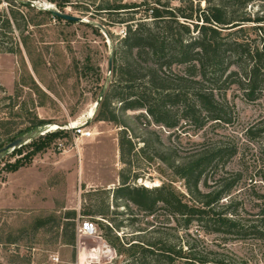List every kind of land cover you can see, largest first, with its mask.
I'll use <instances>...</instances> for the list:
<instances>
[{
    "label": "rangeland",
    "instance_id": "rangeland-1",
    "mask_svg": "<svg viewBox=\"0 0 264 264\" xmlns=\"http://www.w3.org/2000/svg\"><path fill=\"white\" fill-rule=\"evenodd\" d=\"M10 1L0 0V12L7 11L9 4H12L20 14L18 23L21 29L14 26L12 31L6 29L0 34V114H6L9 118L11 134L31 125L37 118L49 123L35 129L37 134L32 136L29 145L21 147L22 155L12 151L2 158L0 189L8 176L14 173L12 167L31 157L29 151L41 142L40 136H50L53 142L45 152L37 153L30 164L24 166L28 168L27 171L11 175L14 185L3 191L5 197L0 199V205L12 204L18 209L0 208V264H125V257L119 255L105 238L99 220L105 224L120 225V230L114 233L126 242L144 237L147 242L162 241L169 245L186 246L188 240L199 238L202 240L199 241L201 248L209 245L225 254L230 253L241 264H264V235L228 239L225 241L227 250H224L221 247L224 240L209 234V229L202 224H194L188 234L184 230V221L173 220L165 207L160 205L153 215L147 216L132 204L128 208L113 196L114 190L121 184V174L129 176L133 184L144 185L148 181L152 183L151 187H156L157 183L166 182L186 193L184 182L173 174L169 164L175 158L187 157L196 150L235 144L238 153L229 159L226 169L242 175L225 204L232 201L242 218H258L264 204L255 197L256 193L264 192L258 165L262 157L260 145L247 142L245 132L251 126L264 122L263 102H248L239 86L228 82L223 86L208 87H221L217 94H226L231 102L233 120L229 125L210 120L199 129L186 119L187 113L179 102L166 106L169 119L178 122L177 128L169 129L154 124L144 110H129L121 114V104L116 100H113V107L126 126L97 121V100L102 90L105 88L106 92L118 79L113 72L114 58H121V40L127 31L126 24L120 21L122 17L118 14L107 16L109 14L99 9L110 2L136 0ZM172 1L178 3L179 0ZM25 2L30 4L31 9L23 5ZM249 9L253 14L262 15L264 0H255ZM52 10L81 17L83 21L69 23L56 19L49 14ZM143 15L142 12L135 16L141 18ZM255 42L262 45L264 33L259 34ZM10 47H14L15 52L4 50ZM111 52L112 70L109 69ZM233 59L230 57L228 60L234 62ZM133 65L140 70L150 66L151 62L147 57H142ZM184 70V65L175 63L170 71H166L171 91L177 90ZM142 74L136 73L138 77H142ZM146 81V77L138 79L134 90L141 92L147 86ZM141 113L145 117L137 119ZM70 125H83L93 132V136L75 137L73 130H66ZM125 129L129 139L132 138L138 146L137 149L143 147L144 140L151 142V148L143 153L135 150L123 158L120 139ZM35 130L26 134L30 135ZM49 130L53 131L47 132ZM65 132L69 136L60 137ZM33 139L35 142L32 143ZM60 141L65 144V152L54 146ZM161 158H165V161ZM137 175L141 177L136 180ZM214 176V173L208 174L209 185L213 184ZM18 185L26 187L20 188L22 192L27 191L29 196L26 199L21 192L17 200L6 196L12 186L15 188ZM34 187H37L39 201ZM202 189L208 190L204 184ZM107 206L110 211L107 219L83 213L84 209L97 214ZM72 210L78 213L76 225L74 229L70 225L65 231L64 216ZM46 218H49L48 225L35 230L37 221ZM87 219L96 222L98 237H81L78 234V225ZM73 232L76 242L74 245L66 244V239ZM9 237L18 238V245L6 244ZM146 264L161 263L148 261Z\"/></svg>",
    "mask_w": 264,
    "mask_h": 264
},
{
    "label": "trees",
    "instance_id": "trees-1",
    "mask_svg": "<svg viewBox=\"0 0 264 264\" xmlns=\"http://www.w3.org/2000/svg\"><path fill=\"white\" fill-rule=\"evenodd\" d=\"M254 2L255 0H179L174 3L172 0H136L110 2L100 8L99 10L105 11L103 13L109 14L107 16L118 14L122 17L120 21L126 24L127 31L121 40V58H114L113 72L118 79L107 88L97 107L95 120L125 127L117 109L113 107V100H116L121 104V114L124 115L129 110H144L154 124L173 129L178 127V122L169 119L166 106L168 103L181 102L187 113L186 119L199 129L210 120L229 125L233 120L231 102L226 94H217L216 91L221 87H208L223 86L228 82L237 84L248 102L262 101L264 104V43L259 45L255 42L259 34L264 33V13L260 15L250 11L249 7ZM23 5L31 9L28 2ZM141 11L144 15L136 18L135 15L142 13ZM49 14L63 20L52 11ZM18 15L19 12L12 4H9L7 11L0 12V34L6 29L12 31L14 26L21 29ZM4 50L15 52L14 47ZM142 57H147L151 65L137 70L133 64ZM230 57L234 58V62L228 60ZM175 63L184 65L185 70L177 90L171 91L166 71H170ZM137 72L143 73L142 77H138ZM145 77L147 86L141 92L135 91L136 81ZM141 117H145L144 113L137 116V119ZM10 123L6 114H0V131H3L0 149L17 137L42 128L49 122L37 118L31 125L18 129L13 134L9 132ZM124 131L120 139L123 158L135 150L143 153L151 148V142L144 140L143 147L137 149L132 138L129 139L127 130ZM68 136V132L60 135L62 138ZM245 136L247 142H257L260 145L263 162L258 165L264 186V122L248 128ZM46 138L47 141H44ZM40 140L29 151L31 157L13 166L12 172L30 164L37 153L45 152L53 142L46 135L40 136ZM15 151L23 154L21 148ZM237 153V146L227 143L193 151L179 160L175 158L169 167L184 182L186 193L166 182L156 187L139 185L137 182L133 184L129 176L121 174V184L114 190L113 196L128 208L132 204L147 216L153 215L160 205L165 207L173 220L184 221V230L188 234L194 224H202L209 229V234H215L224 240L221 247L227 250L228 244L225 241L228 239L264 235V204L259 210L258 218L254 219L242 218L232 201L225 204L241 181L242 173L226 169L229 159ZM164 159L162 160L165 161ZM209 173L215 175L212 185L207 182ZM140 177L137 175L136 180ZM202 184L208 190L202 189ZM255 197L257 201L264 203V192L256 193ZM83 213L107 219L110 211L107 206L97 214L84 209ZM77 217L78 213L74 210L66 212L63 226L65 231L70 225L74 229ZM48 221L49 218L38 220L34 229L46 227ZM99 226L118 254L125 257V264H146L148 261L161 264H241L230 253L225 254L209 245L201 248L199 241L202 240L199 238L188 240L186 246L169 245L162 241L147 242L144 237L126 242L114 233L120 230V225L105 224L99 220ZM18 241V238L9 237L5 243L17 244ZM75 242L73 232L66 239V244L74 245Z\"/></svg>",
    "mask_w": 264,
    "mask_h": 264
},
{
    "label": "water",
    "instance_id": "water-1",
    "mask_svg": "<svg viewBox=\"0 0 264 264\" xmlns=\"http://www.w3.org/2000/svg\"><path fill=\"white\" fill-rule=\"evenodd\" d=\"M52 12L55 16H58V17H60L64 20H67V21H72V22H82L83 21V19L81 17L72 16L70 14L63 13V12L58 11V10H52ZM112 65H113V52H111L110 59H109V69L110 70H112ZM104 95H105V88L102 90L100 98L97 100V106L96 107H98V105L101 103ZM36 134H37V130L33 131V133L30 135L29 134L21 135V136L17 137L15 140H13L12 142L8 143L3 148H1L0 149V161L2 160V158L5 157V155L7 153L15 151L16 149H19L22 146L30 143L32 136H35Z\"/></svg>",
    "mask_w": 264,
    "mask_h": 264
},
{
    "label": "built area",
    "instance_id": "built-area-1",
    "mask_svg": "<svg viewBox=\"0 0 264 264\" xmlns=\"http://www.w3.org/2000/svg\"><path fill=\"white\" fill-rule=\"evenodd\" d=\"M67 131H72L75 137L81 138H90L93 136V132L90 129H87L85 126H76L72 127L71 125L66 128ZM55 148L59 151L65 152V144L64 142H58L55 145ZM77 232L81 237H98V227L96 222L93 220L87 219L80 222L77 228ZM104 243V242H103Z\"/></svg>",
    "mask_w": 264,
    "mask_h": 264
},
{
    "label": "crops",
    "instance_id": "crops-1",
    "mask_svg": "<svg viewBox=\"0 0 264 264\" xmlns=\"http://www.w3.org/2000/svg\"><path fill=\"white\" fill-rule=\"evenodd\" d=\"M30 168V167H29ZM27 169L28 168H26V167H22V168H20L18 171H16V172H14V173H12L11 175H15V174H19V172L21 173V172H23V171H27ZM8 176V180H7V182H5L4 183V185H3V187L0 189V199H2V197H5V193H3V191H4V189H7L10 185H14V183H13V181H12V176ZM36 186V185H35ZM20 188H23V189H26V187H23V185H18V186H15V188H14V186H12V188L10 189V191H9V193H7L6 194V196H10L12 199H14V200H17V198L21 195V193H22V197H24L25 199L29 196L28 194H27V191H25V190H23V192H22V189H20ZM19 189V190H18ZM19 192H21V193H19ZM34 194L36 195V199L39 201L40 200V198H39V196H38V191H37V187H34ZM39 204V203H38ZM37 204V205H38ZM3 207H9V208H11V209H18L17 207H14L12 204H6V206L5 205H0V208H3Z\"/></svg>",
    "mask_w": 264,
    "mask_h": 264
},
{
    "label": "bare ground",
    "instance_id": "bare-ground-1",
    "mask_svg": "<svg viewBox=\"0 0 264 264\" xmlns=\"http://www.w3.org/2000/svg\"><path fill=\"white\" fill-rule=\"evenodd\" d=\"M45 133V132H44ZM152 183H149L148 181L145 183L146 186H150L151 187ZM156 185H159L158 183Z\"/></svg>",
    "mask_w": 264,
    "mask_h": 264
}]
</instances>
